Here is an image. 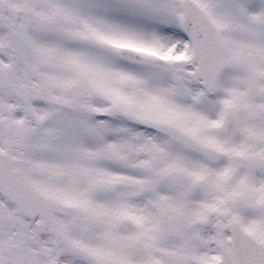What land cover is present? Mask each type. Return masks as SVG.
I'll list each match as a JSON object with an SVG mask.
<instances>
[{"label":"snow or ice","instance_id":"6c2138e0","mask_svg":"<svg viewBox=\"0 0 264 264\" xmlns=\"http://www.w3.org/2000/svg\"><path fill=\"white\" fill-rule=\"evenodd\" d=\"M0 264H264V0H0Z\"/></svg>","mask_w":264,"mask_h":264}]
</instances>
